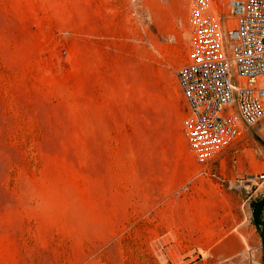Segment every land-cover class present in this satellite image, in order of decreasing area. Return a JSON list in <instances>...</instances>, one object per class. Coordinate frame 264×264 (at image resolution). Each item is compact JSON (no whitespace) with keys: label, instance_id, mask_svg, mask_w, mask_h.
Here are the masks:
<instances>
[{"label":"rangeland","instance_id":"374dc122","mask_svg":"<svg viewBox=\"0 0 264 264\" xmlns=\"http://www.w3.org/2000/svg\"><path fill=\"white\" fill-rule=\"evenodd\" d=\"M189 2L0 0V264H264V122L186 144Z\"/></svg>","mask_w":264,"mask_h":264},{"label":"built area","instance_id":"2783aa9c","mask_svg":"<svg viewBox=\"0 0 264 264\" xmlns=\"http://www.w3.org/2000/svg\"><path fill=\"white\" fill-rule=\"evenodd\" d=\"M186 25L188 60L176 72L184 134L208 162L264 122V0H190Z\"/></svg>","mask_w":264,"mask_h":264},{"label":"trees","instance_id":"16d2710c","mask_svg":"<svg viewBox=\"0 0 264 264\" xmlns=\"http://www.w3.org/2000/svg\"><path fill=\"white\" fill-rule=\"evenodd\" d=\"M261 207H262V203L259 204V205L255 208L254 214H257V212L260 211Z\"/></svg>","mask_w":264,"mask_h":264},{"label":"bare ground","instance_id":"6f19581e","mask_svg":"<svg viewBox=\"0 0 264 264\" xmlns=\"http://www.w3.org/2000/svg\"><path fill=\"white\" fill-rule=\"evenodd\" d=\"M262 124V123H261Z\"/></svg>","mask_w":264,"mask_h":264}]
</instances>
